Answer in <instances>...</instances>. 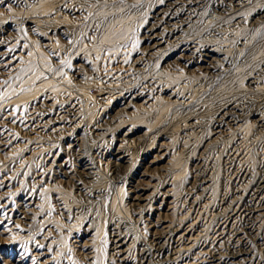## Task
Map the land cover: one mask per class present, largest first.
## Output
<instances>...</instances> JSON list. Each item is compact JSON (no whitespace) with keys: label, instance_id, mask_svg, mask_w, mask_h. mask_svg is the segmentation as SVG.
I'll use <instances>...</instances> for the list:
<instances>
[{"label":"rangeland","instance_id":"1","mask_svg":"<svg viewBox=\"0 0 264 264\" xmlns=\"http://www.w3.org/2000/svg\"><path fill=\"white\" fill-rule=\"evenodd\" d=\"M263 91L264 0H0V264H264Z\"/></svg>","mask_w":264,"mask_h":264},{"label":"bare ground","instance_id":"2","mask_svg":"<svg viewBox=\"0 0 264 264\" xmlns=\"http://www.w3.org/2000/svg\"><path fill=\"white\" fill-rule=\"evenodd\" d=\"M177 1V0H176ZM44 7H46L45 5H44ZM163 40V39H162ZM156 45V44H155ZM158 45V44H157ZM160 46H161V43L159 44V48H160ZM35 51V50H34ZM176 77V76H175ZM200 82V81H199ZM65 89V88H64ZM80 91V90H79ZM82 91V90H81ZM83 92V91H82ZM82 92H80V93H82ZM264 92V91H263ZM262 93V92H261ZM85 94V93H84ZM84 94H81V95H84ZM217 94V93H216ZM83 99V98H82ZM258 99V98H257ZM234 119V118H233Z\"/></svg>","mask_w":264,"mask_h":264},{"label":"snow or ice","instance_id":"3","mask_svg":"<svg viewBox=\"0 0 264 264\" xmlns=\"http://www.w3.org/2000/svg\"><path fill=\"white\" fill-rule=\"evenodd\" d=\"M5 83H7V81H5ZM14 239H15V237H14ZM25 247L27 246L26 244L24 245ZM70 251V250H69Z\"/></svg>","mask_w":264,"mask_h":264}]
</instances>
